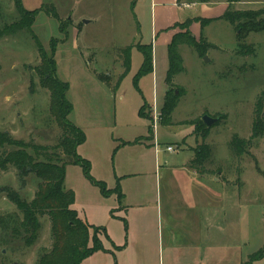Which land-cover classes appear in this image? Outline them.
<instances>
[{
	"label": "rangeland",
	"instance_id": "obj_1",
	"mask_svg": "<svg viewBox=\"0 0 264 264\" xmlns=\"http://www.w3.org/2000/svg\"><path fill=\"white\" fill-rule=\"evenodd\" d=\"M15 1L0 0V131L43 145L57 144L63 133L51 91L36 71L41 63L39 39L48 53H54L57 76L69 84L73 110L68 118L86 134L78 152L90 161L93 178L79 164L67 165L65 177L66 189L76 197L72 207L93 226L100 243L85 264L157 262L158 170L166 160L196 154L208 128L205 114L224 115L208 130L205 140L212 152L205 170L214 169L222 179L218 172L223 167L233 185L240 183L236 170L242 172L249 200L257 199L242 207L251 238L247 252L263 247L264 177L259 169L264 171V130L249 153L233 156L229 143L235 135L252 134L256 103L264 92V30L239 40L236 27L222 16L230 9L242 14L240 20L247 21L246 14L252 13V22H264V0H21L27 15L36 17L31 27L25 19L18 30L17 23L23 20ZM211 18L215 19L202 25ZM186 30L197 35L210 61L196 47L181 44L184 70L168 85L169 47L174 36ZM139 44L152 47L153 70H142ZM127 46L132 47L128 69L123 51ZM167 87L179 96L169 124L161 116ZM145 104L149 115L141 113ZM168 145L178 148L169 151ZM14 149L0 146V159ZM25 179L23 184L11 164L0 168V217L14 213L23 219L4 189H14L31 201L40 179L34 173ZM144 214L155 238L148 255L141 254L137 239ZM40 222L31 245L26 243L29 234L15 237L0 224V264H38L53 244L50 216L41 215ZM130 234L133 241L128 246ZM95 243L91 238L90 245ZM252 264H264V257Z\"/></svg>",
	"mask_w": 264,
	"mask_h": 264
},
{
	"label": "trees",
	"instance_id": "obj_2",
	"mask_svg": "<svg viewBox=\"0 0 264 264\" xmlns=\"http://www.w3.org/2000/svg\"><path fill=\"white\" fill-rule=\"evenodd\" d=\"M239 1V0H231ZM16 7L20 11L21 21L17 23L15 30L23 29L26 19L27 26L31 27L34 23L36 14L27 15V11L22 6L21 0H16ZM246 14L248 20H240L243 16L241 13L233 10H227L223 14V18L227 19L237 29L238 39L250 32H258L264 30V22H252L249 15ZM245 18V17H244ZM213 19L206 20V22ZM13 30V31H15ZM202 36L200 37V40ZM38 49L41 56V63L37 66V73L41 76V82L51 91L53 110L58 118L63 133L59 141L55 145H43L34 141H25L13 137L8 131H0V146L15 147L5 157L0 159V168L7 169L8 165H13L23 184L26 182V176L34 173L39 179L38 191L35 197L28 201L24 199L18 191L9 187L4 191L7 193L9 200L16 205L18 210L23 214V219L19 214L9 213L0 217V224L3 229L10 230L15 237H21L23 233L29 234L26 237V243L31 245L34 243L41 229L40 216L48 214L52 223L53 244L50 250L43 252L38 260V264H85L84 260L94 251L100 248L96 234H92L93 226L80 218L77 210L72 206L75 203V193L73 190H67L65 187L66 167L69 164H79L84 171L91 177V163L88 159L79 154L78 149L86 140V134L82 128L72 123L68 116L73 110V105L67 97L69 84L62 81L57 76V63L54 53H48L39 39L37 40ZM181 44H188L196 47L201 56L206 55V49L198 43L196 37L188 32H181L174 36L173 42L169 47L170 69L167 77V84L172 85L175 75L184 70L183 57L179 51ZM142 48L144 53V65L142 70H153V49L152 47ZM245 48V45H242ZM131 46L123 48L126 54L124 62L125 68L130 67L128 58ZM247 48V47H246ZM33 84V83H32ZM33 88V85H32ZM179 103V96L175 93L171 94L168 89L165 104L162 112L163 123H171L172 113ZM148 105L145 104L141 108L143 115H149L147 112ZM255 119L253 121L252 134L249 138H243L235 135L230 143V149L233 156H240L249 153V148L255 139H258L264 130V92L258 99L255 109ZM224 116V115H223ZM223 116H219L217 125L222 121ZM210 127H206L203 135L201 147L196 152V157L191 161V167L205 171V164L211 158L212 147L206 143V136ZM32 149L33 153L29 152ZM40 158H43L42 160ZM220 171V169H219ZM264 176V171L259 169ZM95 240V245H90V240ZM264 257V245L258 251L250 254L248 259L242 264H252L254 261Z\"/></svg>",
	"mask_w": 264,
	"mask_h": 264
},
{
	"label": "crops",
	"instance_id": "obj_3",
	"mask_svg": "<svg viewBox=\"0 0 264 264\" xmlns=\"http://www.w3.org/2000/svg\"><path fill=\"white\" fill-rule=\"evenodd\" d=\"M195 157L193 153L166 160L158 170L155 208L161 215V231L156 236L155 264H242L252 254L246 248L251 238L249 227H244L242 207L257 199L249 200L242 172L236 170L240 183L233 185L223 167L218 172L222 179L214 169L191 167ZM234 168L238 169L236 164ZM143 218L137 239L141 254L148 255L154 234L147 230V214ZM132 241L130 234L128 246Z\"/></svg>",
	"mask_w": 264,
	"mask_h": 264
},
{
	"label": "water",
	"instance_id": "obj_4",
	"mask_svg": "<svg viewBox=\"0 0 264 264\" xmlns=\"http://www.w3.org/2000/svg\"><path fill=\"white\" fill-rule=\"evenodd\" d=\"M85 22H88V20H86ZM206 56V55H205ZM206 61H210V59L208 58V56L205 57ZM219 118L218 117H214L211 116L209 114H205L203 116V121L206 123V125L208 127L213 126L214 124H216L218 122Z\"/></svg>",
	"mask_w": 264,
	"mask_h": 264
},
{
	"label": "built area",
	"instance_id": "obj_5",
	"mask_svg": "<svg viewBox=\"0 0 264 264\" xmlns=\"http://www.w3.org/2000/svg\"><path fill=\"white\" fill-rule=\"evenodd\" d=\"M158 121V116L154 115V127L156 128V122ZM167 150L169 151H175L178 147L176 145H168Z\"/></svg>",
	"mask_w": 264,
	"mask_h": 264
}]
</instances>
